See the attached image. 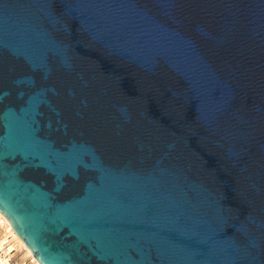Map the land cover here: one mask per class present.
<instances>
[{"label":"water","instance_id":"water-1","mask_svg":"<svg viewBox=\"0 0 264 264\" xmlns=\"http://www.w3.org/2000/svg\"><path fill=\"white\" fill-rule=\"evenodd\" d=\"M0 212L40 264H264V0H0Z\"/></svg>","mask_w":264,"mask_h":264},{"label":"built area","instance_id":"built-area-1","mask_svg":"<svg viewBox=\"0 0 264 264\" xmlns=\"http://www.w3.org/2000/svg\"><path fill=\"white\" fill-rule=\"evenodd\" d=\"M0 264H38L18 241L17 235L0 212Z\"/></svg>","mask_w":264,"mask_h":264},{"label":"bare ground","instance_id":"bare-ground-1","mask_svg":"<svg viewBox=\"0 0 264 264\" xmlns=\"http://www.w3.org/2000/svg\"><path fill=\"white\" fill-rule=\"evenodd\" d=\"M17 238H18V241H19V244L24 248V249H26V251L28 250L29 251V249L23 244V242L20 240V238L17 236ZM27 251V252H28ZM29 254H31L32 255V253L29 251L28 252ZM33 256V255H32ZM33 258L35 259V257L33 256ZM36 260V259H35ZM37 261V260H36ZM37 263L38 264H40L38 261H37Z\"/></svg>","mask_w":264,"mask_h":264},{"label":"rangeland","instance_id":"rangeland-1","mask_svg":"<svg viewBox=\"0 0 264 264\" xmlns=\"http://www.w3.org/2000/svg\"><path fill=\"white\" fill-rule=\"evenodd\" d=\"M28 251V250H27ZM29 252V251H28Z\"/></svg>","mask_w":264,"mask_h":264}]
</instances>
